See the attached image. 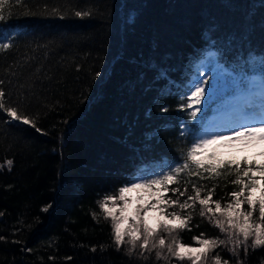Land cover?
<instances>
[{
    "label": "trees",
    "instance_id": "16d2710c",
    "mask_svg": "<svg viewBox=\"0 0 264 264\" xmlns=\"http://www.w3.org/2000/svg\"><path fill=\"white\" fill-rule=\"evenodd\" d=\"M210 61L231 86L196 113ZM259 78L264 0H0V264H264V165L194 154ZM154 180L178 223L122 229Z\"/></svg>",
    "mask_w": 264,
    "mask_h": 264
},
{
    "label": "rangeland",
    "instance_id": "374dc122",
    "mask_svg": "<svg viewBox=\"0 0 264 264\" xmlns=\"http://www.w3.org/2000/svg\"><path fill=\"white\" fill-rule=\"evenodd\" d=\"M215 66L216 62L210 61L199 68L190 95V104L196 113L207 109L215 97L223 94L222 89L231 86L232 78L222 74V69ZM258 80L251 82L247 98L242 96L245 98L236 102L228 99L223 108L215 110V114V108L211 110L213 115L194 151L199 159L208 162L247 159L264 165V84ZM207 87L212 89V93L206 91ZM122 194L119 205L108 204V208L117 213L122 229L129 227L135 230V225L143 220L152 230L160 224L178 223L166 211L162 181L137 182L126 186ZM203 248L183 246L181 251L195 256Z\"/></svg>",
    "mask_w": 264,
    "mask_h": 264
}]
</instances>
